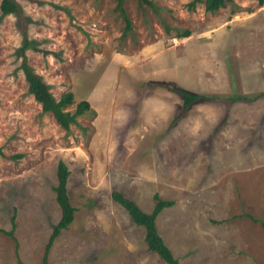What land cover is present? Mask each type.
<instances>
[{
	"label": "rangeland",
	"instance_id": "rangeland-1",
	"mask_svg": "<svg viewBox=\"0 0 264 264\" xmlns=\"http://www.w3.org/2000/svg\"><path fill=\"white\" fill-rule=\"evenodd\" d=\"M16 1L0 10V147L23 156H0V227L16 223L0 264H44L61 160L77 210L48 264H168L114 190L146 212L174 202L156 224L181 264H264V5L125 0L128 29L118 0ZM23 29L53 94L74 93L66 110L90 102L69 129L28 92ZM176 86L216 98L183 113Z\"/></svg>",
	"mask_w": 264,
	"mask_h": 264
},
{
	"label": "trees",
	"instance_id": "trees-1",
	"mask_svg": "<svg viewBox=\"0 0 264 264\" xmlns=\"http://www.w3.org/2000/svg\"><path fill=\"white\" fill-rule=\"evenodd\" d=\"M34 1V0H32ZM125 0H118L117 8L121 10L123 17L128 23V29H130V20L127 16L125 9L123 8ZM148 5H152L151 0H139ZM202 0H192L189 3L190 7H194L198 2ZM232 0H205V9L209 12H215L221 7L226 5V2ZM260 6L264 5V0H256ZM40 2V1H39ZM0 10L2 15L15 14L19 15L21 12V6L16 0H1ZM24 32V43L20 47L18 53L21 58L20 67L23 71L25 80L28 84V92L33 95L34 99L40 103L42 111L51 113L56 119L60 127L69 129V125L76 122L77 118L84 114L86 111L91 109L90 102L87 100L80 101L74 112L69 113L66 108L72 105L75 101L74 93L71 91L64 92L59 98H57L51 91L50 85L44 80V78L38 74L33 66L31 65L28 56L27 49L30 47L31 43L28 39L25 29ZM189 36V32L186 31L181 34L180 37ZM173 91L177 92L182 96L183 107L182 112L186 113L189 107L197 101L200 100H212L216 98L212 95H207L203 93H195L193 91L184 89L182 87H168ZM237 98H241L239 95ZM0 156L3 158H9L12 160L20 159L23 155L21 153L7 155L3 148L0 147ZM70 169L67 164L61 160L57 166V178L58 183L53 187L56 194V201L60 207L61 215L58 221L53 225L52 231L49 237V241L46 245V254L44 255V264H48V252L52 247L55 239L60 235V233L68 228L70 224L75 219L76 207L72 204L69 194V177ZM112 199L120 204L130 215L132 221L139 226H142L145 230V241L147 242L148 249L156 252L161 258H163L168 264H181L180 260L173 254L171 248L166 244L164 238L160 234L156 220L158 215L167 207L174 205L172 200H166L160 197L159 194H155L156 203L151 212H146L143 210L139 204L127 197L125 194L118 190H114L111 194ZM252 216V215H251ZM12 228L11 230H6L0 227V231L10 235L15 238V215L12 216ZM18 255V253H17ZM22 264L23 261L19 259Z\"/></svg>",
	"mask_w": 264,
	"mask_h": 264
},
{
	"label": "built area",
	"instance_id": "built-area-1",
	"mask_svg": "<svg viewBox=\"0 0 264 264\" xmlns=\"http://www.w3.org/2000/svg\"><path fill=\"white\" fill-rule=\"evenodd\" d=\"M172 41L174 42V44H178L179 39H178L177 37H174V38L172 39Z\"/></svg>",
	"mask_w": 264,
	"mask_h": 264
},
{
	"label": "crops",
	"instance_id": "crops-1",
	"mask_svg": "<svg viewBox=\"0 0 264 264\" xmlns=\"http://www.w3.org/2000/svg\"><path fill=\"white\" fill-rule=\"evenodd\" d=\"M60 218V217H59ZM181 263V262H180Z\"/></svg>",
	"mask_w": 264,
	"mask_h": 264
}]
</instances>
